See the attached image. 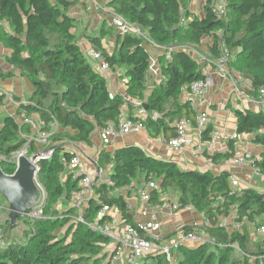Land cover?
I'll return each instance as SVG.
<instances>
[{"label": "trees", "instance_id": "16d2710c", "mask_svg": "<svg viewBox=\"0 0 264 264\" xmlns=\"http://www.w3.org/2000/svg\"><path fill=\"white\" fill-rule=\"evenodd\" d=\"M212 1L204 5L202 17L187 11V0L107 2L112 13L141 29L148 41L166 50L171 47L169 59L165 55L158 59L161 81L153 84L149 83L147 40L131 34L121 35L109 25L107 17L102 22L107 26L102 24L96 32L84 30L81 35H75L77 20L70 16L69 10L79 0H0V47L10 52L3 60L10 70L0 72V78L4 81L15 77L16 70L18 77L32 88L26 103L12 96L17 103L15 117L5 116L1 121L0 158H4L0 160L1 171L5 175L14 173L11 156L24 147L25 137L32 133L29 125L18 122L22 113L38 118L44 125L54 119L59 127L49 138L48 146L32 142L27 149L30 156L55 147L52 159L39 163L37 175L47 193L43 213L50 218L29 223L20 217L14 225L9 219L5 227L0 224L2 239L19 222L28 226L23 230L24 241L2 240L0 264H110L107 250L112 241L75 223L76 210H56L60 202L66 204L70 193L77 190L69 178L60 183L59 175L64 170L61 158L67 157L61 153L62 145L79 143L92 153L96 130L116 125L123 108L133 118L137 101L143 102L144 124L151 136L174 137L175 128L171 124L180 119L194 125L197 112L185 95L190 85L204 79L205 74L203 66L183 51L185 48H193L211 61L225 53L228 71L245 80L250 85L245 94L256 99L257 91L264 88V0H225L222 17L216 14ZM110 34L115 39L113 49L109 50L102 46V40ZM80 38H85L90 48L100 52L109 70L124 79L123 93L113 95L106 78L94 72L85 51L78 45ZM4 97L0 96V105ZM154 113L159 116L155 121L151 118ZM234 117L235 135H249L250 143L260 148V160L253 166L263 174L264 112L235 111ZM210 130L208 125L202 133L203 140L208 139ZM227 143L231 152L205 157L214 164L223 158H232L236 141ZM98 157L99 165L112 164L110 179L114 186L103 185L95 191L99 202H89L85 211L88 221H93L101 205L107 204L117 209L118 225H134L125 198L115 193L132 182L143 186L151 179L181 208L190 207L210 225L200 222L196 226H184L183 231L207 232L216 240L214 246L179 247L177 264H264V236L252 243L248 231L251 226L264 225V190L246 188L238 197L229 196L228 171H197L191 166L181 169L174 162L148 155L137 146L118 145L113 151H102ZM152 194V199L157 201L155 191ZM129 197L132 196L126 199ZM2 202L5 203L0 195ZM230 216L240 230L229 231L219 225L221 219ZM111 220L112 216L108 215L100 222ZM235 244L253 260L238 253L233 248ZM140 264L167 262L162 255H148Z\"/></svg>", "mask_w": 264, "mask_h": 264}, {"label": "built area", "instance_id": "2783aa9c", "mask_svg": "<svg viewBox=\"0 0 264 264\" xmlns=\"http://www.w3.org/2000/svg\"><path fill=\"white\" fill-rule=\"evenodd\" d=\"M109 1L110 0H104L103 3H95V8L108 17L109 25L116 29L121 35L131 34L147 40L141 29L129 24L122 17L109 10L107 7V2ZM90 2H95V0H90ZM211 6L214 7L215 12L219 17H222L225 14V0H213ZM148 44L149 46L145 45V48L151 49V52L146 49L150 54L148 66V74L150 77L149 83L156 84L161 81L158 59L162 55H165V57L169 59L170 51L172 49L169 47L166 50L164 47H159L150 41H148ZM183 51L203 66V73L205 74L204 79L196 81L190 85L187 94L190 99H201L210 92V89L214 85L212 72H216L221 79L230 82L232 89L235 92H237V89L239 90L236 76L226 68L228 59L225 53L222 54L221 58L211 61L205 55H200L193 48H185ZM85 58L94 72L107 78L106 73L109 68L106 63L102 62L100 52L91 48L85 51ZM112 94L116 95L120 93L113 90ZM255 100L258 104L264 105V88H260L257 91V97ZM191 104L193 105L192 101ZM145 117L146 111L143 108V102H138L134 105L133 118H130L127 110L123 108L116 125L109 124L103 129L96 130L93 138L94 148H92V153L90 148H86L79 143L67 142L62 145L61 153H64L67 157L65 156L64 158H61L64 170L59 175V180L61 184H64L67 178H69L72 182H75L77 190L70 193L66 200V204L60 202L56 206V210H76L77 213L73 218L75 223L85 225L94 233L109 238L112 241V246L108 251L110 264H140L148 255H162L167 264H177L176 252L179 247L187 246L191 248L201 244H209L212 246L216 244L215 238L207 232H185L182 228L177 230L174 235L169 238L158 235L162 226L159 219L161 213H167L168 217H176L181 212L189 213L193 210L188 206L181 208V205L178 202L161 192L156 183L150 178V180L143 186H138L135 182H132L127 187L116 191L119 195H122L125 198L126 202L128 199H126V197L129 195H134L139 200L140 207L134 218V225H118L117 221H119V219L113 217V215H118L117 209L110 207L107 204L101 205L96 212L93 221H88L86 219L85 211L88 208L89 202H99V196L95 191L103 185L107 187L114 186L110 179L112 164L109 163L103 166L99 165V154L104 150L113 151L118 145L121 147L134 146L130 143H123V141L126 137H136L147 130L144 124ZM209 117L210 115L207 110H201L197 111L194 125L186 119H180L179 121L172 123V127L175 128V136L168 139L166 142L162 141V138H159V141L163 142L165 150L167 151V154H165L167 157L165 158L171 161L175 158L174 156H180L187 152H190L194 158L202 157L203 155H212L217 152L218 147L221 146L222 143L239 141V136H236L235 133H226L218 127L211 128L208 134V139L203 140L202 133L209 124ZM151 118L155 121L159 119V116L154 113L151 115ZM18 122L20 124L29 125L32 131L29 136L25 137L27 142L24 147L20 151L14 153L11 156V160L15 164L16 170V165L20 157H34V160L31 161V164L34 166L32 181L37 191V199L33 207L21 216L29 223H33L42 218H50L48 216L46 217L43 213L47 193L40 185L37 175L39 172V163L41 161L51 160L55 147L53 148L52 146V148L30 156L27 155V149L32 142L38 145L48 146L49 138L58 131L59 127L54 119H52L47 125H44L38 118L28 117L25 113H22L18 117ZM138 148L145 153H151V149L147 150L146 145ZM146 154L151 155L149 153ZM260 154L261 151H258L257 149L246 148L236 153L230 159V164L239 169L250 168L255 174L264 177V173L261 174L258 169L253 166L255 161L260 160ZM151 156L165 160L161 158L162 156ZM0 160H4V158H0ZM174 163L176 164V162ZM179 167L181 169L187 168V166ZM229 173L230 191L228 195L238 197L242 191L240 181L237 176L233 175L231 172ZM152 191H155L157 194V201L152 199ZM220 199L221 198H218V200ZM127 206L130 211L133 209L132 204L127 203ZM108 215L112 216L111 222L101 223V219ZM230 217L232 218V216ZM221 221L222 220L219 221V225L227 228L224 224H221ZM200 222L207 227H210L208 220L204 219L202 216ZM196 225L197 224H194L193 226ZM255 234L258 237L264 236V225L256 227ZM233 248L238 253L253 260V257L242 252L237 244L233 245Z\"/></svg>", "mask_w": 264, "mask_h": 264}, {"label": "crops", "instance_id": "0c3cea01", "mask_svg": "<svg viewBox=\"0 0 264 264\" xmlns=\"http://www.w3.org/2000/svg\"><path fill=\"white\" fill-rule=\"evenodd\" d=\"M208 0H187L188 8L187 11L190 13L202 17L204 14L203 7L206 4ZM103 1L95 0V2H90V0H79L78 4L72 7L69 10V14L71 17L76 18L77 20V26H83V30L81 33L87 31V33H90V29L87 26H96L98 23H102L104 20H106L108 17L104 14L100 13L95 8V3H103ZM88 13V14H87ZM104 17V18H103ZM105 17H107L105 19ZM99 21V22H98ZM108 21V20H107ZM98 22V23H97ZM87 23V24H86ZM87 27V28H86ZM78 42V45L82 51H87V49H91L89 43L85 38H80ZM10 54V52L2 47H0V72L7 73L10 69L4 64V58L7 57ZM15 77L13 76L10 79L4 80L3 83H0V96H3V93H9L10 97L15 96L17 99L20 100L21 103H26L25 95L29 96L31 94V86L30 84L18 77V72L15 70L13 72ZM118 77V74H116ZM212 78H213V87L210 89V92L207 93L205 96L200 98H191L189 95H185L186 98L188 97L192 102V108L197 112L201 110H207L209 112V124L211 128L218 127L222 128V130L226 133H235V117L234 113L235 111H244L249 110L253 112H264V105H260L256 102L254 98L248 97L245 94L246 90H250V85L243 80L241 77L236 75V79L238 80V87L237 92H235L232 89V85L230 82L221 79L216 72H212ZM1 79V78H0ZM108 88L109 90L113 89L114 91L118 93H123L120 87V82L115 80V77L107 76L106 78ZM3 81V80H2ZM8 83H10V86H8ZM119 83V84H118ZM6 84L7 87L4 89V85ZM232 96L236 98V102L231 103ZM6 97H4L5 99ZM187 98V99H188ZM12 100V98H11ZM4 101V100H3ZM3 103V102H2ZM17 103L16 101L12 100L10 105L2 107L0 105V109H4L0 111L1 114H3V118L5 116H14L15 117V111H16ZM3 112V113H2ZM2 118V119H3ZM2 121V120H1ZM0 121V124H1ZM32 132V131H31ZM149 131H145L144 133L140 134L136 137H126L123 143H130L137 147H142L144 145L147 146V150L151 149L149 153L151 155H158L162 156L161 158L166 159L167 157L165 154H167V151L165 150V145H163V142H160L159 138H162V141H167L168 138H166L165 135H160L159 137H154L149 135ZM250 136L249 135H241L239 136V141L234 143L233 145V151L234 154L240 152L241 150H244L246 148H252L257 149L260 151V148L252 145L249 141ZM231 152L229 149V144L222 143L221 146L217 149V154L223 155L225 153ZM175 158L171 161L176 162L178 166L181 167H188L191 166L193 168H198L200 170H210L215 173H218L222 170L229 171L233 175L237 176L240 181V187L241 189L244 188H254L258 191L264 190V177L261 175L255 174L252 169L245 168V169H239L235 168L230 164L231 158H223L218 163L214 164L212 161L205 157L203 155L202 157L194 158L190 152L184 153L183 155H176ZM260 176V177H259ZM132 197H129L127 199V203L132 204L133 209L130 211L133 216V218L136 217V213L138 211V208L140 207L139 200L134 195H131ZM6 213H9L8 206L6 209ZM194 214V215H192ZM167 213H161L159 215V219L161 221V230L158 232V235H162L165 238H169L174 233L183 228L184 226H193L194 224H200V220H195V211L188 212H181L176 217H168ZM13 232V231H12ZM13 235V233H11ZM4 239H0V243L2 244ZM13 241V240H12ZM18 241V240H16Z\"/></svg>", "mask_w": 264, "mask_h": 264}, {"label": "water", "instance_id": "95a60500", "mask_svg": "<svg viewBox=\"0 0 264 264\" xmlns=\"http://www.w3.org/2000/svg\"><path fill=\"white\" fill-rule=\"evenodd\" d=\"M33 160L34 157H20L12 175H5L0 169V195L8 205V219L11 225L36 202L37 191L32 181Z\"/></svg>", "mask_w": 264, "mask_h": 264}, {"label": "rangeland", "instance_id": "374dc122", "mask_svg": "<svg viewBox=\"0 0 264 264\" xmlns=\"http://www.w3.org/2000/svg\"><path fill=\"white\" fill-rule=\"evenodd\" d=\"M88 14V13H87ZM99 22V21H98ZM97 22V23H98ZM87 24V23H86ZM103 23H98L96 26H93V27H91V26H87L89 29H90V33L91 32H96L98 29H99V27L102 25ZM106 24V25H105ZM105 24H103V26H107V23H105ZM86 27V28H87ZM102 27V26H101ZM82 30H83V26H78L76 29H75V35L76 36H79V35H81V32H82ZM114 39H115V37H114V35L113 34H110V35H106L104 38H103V40H102V46L104 47V48H107V49H113V43H114ZM80 42V41H79ZM149 52H151V49H149V48H146ZM107 75L106 76H112V77H115L116 78V80H115V83H116V81H118V82H120V87H121V90L123 91V89H124V79H120V77H117L116 76V74L115 73H113L111 70H109L108 69V71H107V73H106ZM4 81H2L1 79H0V83H3ZM119 84V83H118ZM8 86H10V83H8ZM5 87H7L6 86V84L4 85V89H5ZM0 89H2V88H0ZM117 91H119V90H117ZM110 92L111 93H113V89H111L110 90ZM120 92V91H119ZM5 97H6V99H4V101H3V103L1 104L2 105V107L4 108V106H6V105H10L11 104V102H12V100L10 99V97H9V93H4L3 94ZM12 98V97H11ZM25 98L26 99H28V96L27 95H25ZM138 102H142V101H137L136 103H138ZM234 102H236V98L234 97V96H232V99H231V103H234ZM135 103V104H136ZM1 110H3V112H4V109H0V111ZM2 112V113H3ZM3 114H1L0 113V121L2 120V118H3ZM222 129V128H221ZM195 170H197V171H201L200 169H198L197 167L196 168H194ZM260 177V176H259ZM244 189H246V188H244L243 187V189L242 190H244ZM115 195H119L118 193H115ZM6 203V202H5ZM4 202H2L1 204H0V224H5L6 223V221L8 220V213H6V205L7 204H5ZM195 214H196V216H195V220L196 221H199L200 219H201V215L199 214V213H197L196 211H195ZM192 215H194V214H192ZM113 217H115L116 219H117V216L116 215H113ZM199 219V220H198ZM222 221H221V224H224L226 227H227V229L229 230V231H232L233 229H239L240 230V228H238L233 222H232V218L231 217H228V218H223V219H221ZM259 226H262V225H259ZM4 227H5V225H4ZM26 227H28L27 225L25 226V225H23L22 223H18V227L12 232L13 233V235H10L11 234V232L4 238L5 240H8V241H10V240H13V241H16V240H18L19 242H21V241H24L25 239H26V237L25 236H22L23 235V230H26ZM255 230H256V227H253V226H251L250 228H248V231H249V233L252 235V243H254V242H257L258 240H259V238H260V236L258 237V236H256V234H255ZM3 233V231L2 232H0V239H1V235H3L2 234ZM191 246H193V245H191ZM108 249V248H107ZM110 249V248H109ZM109 249L107 250V254H108V251H109Z\"/></svg>", "mask_w": 264, "mask_h": 264}]
</instances>
